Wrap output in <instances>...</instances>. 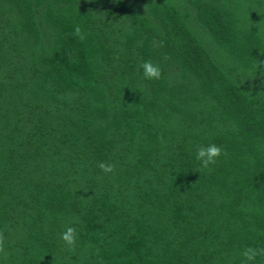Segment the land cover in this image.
Segmentation results:
<instances>
[{
	"label": "trees",
	"instance_id": "16d2710c",
	"mask_svg": "<svg viewBox=\"0 0 264 264\" xmlns=\"http://www.w3.org/2000/svg\"><path fill=\"white\" fill-rule=\"evenodd\" d=\"M0 232V264L264 247V0H0Z\"/></svg>",
	"mask_w": 264,
	"mask_h": 264
},
{
	"label": "clouds",
	"instance_id": "9594fccd",
	"mask_svg": "<svg viewBox=\"0 0 264 264\" xmlns=\"http://www.w3.org/2000/svg\"><path fill=\"white\" fill-rule=\"evenodd\" d=\"M75 35L83 39L81 29L77 26L74 30ZM257 66L261 67V62L257 61ZM143 78L147 81L160 80L162 78V70L158 64L151 61H145L140 65ZM226 155L224 150L215 145L209 144L207 146H197L196 160L199 162L201 168L210 169V166H215L222 156ZM100 170L105 174L115 172V165L109 163H100L98 165ZM78 234L74 227H67L61 233V240L69 248L75 250L77 244ZM0 256L7 258V251L5 248L4 233L0 232ZM242 264H255L258 258H264V247H246L242 252Z\"/></svg>",
	"mask_w": 264,
	"mask_h": 264
}]
</instances>
